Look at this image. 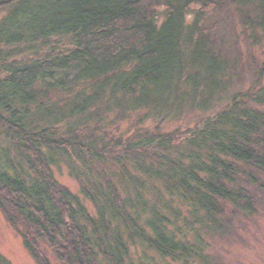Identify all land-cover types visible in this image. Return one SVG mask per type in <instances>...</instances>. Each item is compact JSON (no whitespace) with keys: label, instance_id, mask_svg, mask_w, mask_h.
<instances>
[{"label":"trees","instance_id":"16d2710c","mask_svg":"<svg viewBox=\"0 0 264 264\" xmlns=\"http://www.w3.org/2000/svg\"><path fill=\"white\" fill-rule=\"evenodd\" d=\"M260 207L264 0H0V210L38 264H219Z\"/></svg>","mask_w":264,"mask_h":264},{"label":"rangeland","instance_id":"374dc122","mask_svg":"<svg viewBox=\"0 0 264 264\" xmlns=\"http://www.w3.org/2000/svg\"><path fill=\"white\" fill-rule=\"evenodd\" d=\"M246 49L245 44H240ZM254 54L261 57V50L254 49ZM248 84L246 85V87ZM217 108H215L216 110ZM203 116L194 113L182 120L167 121L165 129L171 131L180 127L185 131L187 127L194 126ZM54 176L59 183L79 194V183L71 177L65 167L54 168ZM210 251L219 259V264H264V208L251 219L238 225L237 231L230 237H212ZM51 264H62L48 248L44 249ZM0 253L8 258L11 264H38L28 249L20 233L7 221L0 210Z\"/></svg>","mask_w":264,"mask_h":264}]
</instances>
